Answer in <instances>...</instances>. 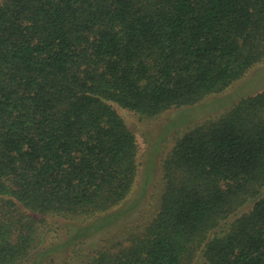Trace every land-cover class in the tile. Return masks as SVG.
Listing matches in <instances>:
<instances>
[{
  "label": "trees",
  "instance_id": "trees-1",
  "mask_svg": "<svg viewBox=\"0 0 264 264\" xmlns=\"http://www.w3.org/2000/svg\"><path fill=\"white\" fill-rule=\"evenodd\" d=\"M262 67L264 0H0V264H264V89L137 131Z\"/></svg>",
  "mask_w": 264,
  "mask_h": 264
},
{
  "label": "rangeland",
  "instance_id": "rangeland-1",
  "mask_svg": "<svg viewBox=\"0 0 264 264\" xmlns=\"http://www.w3.org/2000/svg\"><path fill=\"white\" fill-rule=\"evenodd\" d=\"M262 89H264V67L255 69L250 73L247 79L233 85L223 94L213 95L206 98L200 105L173 108L166 112L161 118L141 122V124H139L140 127L137 128L142 148L141 155L143 156L144 152L145 157L147 156L148 150L145 146L146 143H152L151 138L154 139V141L155 139L158 141L164 134H167L175 127L204 119L210 115L217 114V112H222L241 97ZM151 131L152 133L150 134L149 132ZM157 158V154L152 153V157L146 160L147 163H145V165L147 168L145 169L144 177L148 178L149 180H146L149 182L153 179L151 174L153 173L152 169L154 167L152 165H154ZM138 206L140 207V204ZM141 206H144V204L141 203ZM134 215L135 214L132 216ZM136 216L134 218L132 217V219H135ZM100 224L102 223L100 222ZM99 231L97 234L90 236L87 241H97L100 240L103 235H108L106 231Z\"/></svg>",
  "mask_w": 264,
  "mask_h": 264
}]
</instances>
